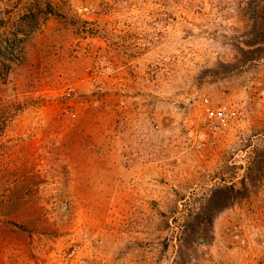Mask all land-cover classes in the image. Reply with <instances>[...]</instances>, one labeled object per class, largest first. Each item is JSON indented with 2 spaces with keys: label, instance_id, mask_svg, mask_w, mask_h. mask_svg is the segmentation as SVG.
I'll return each mask as SVG.
<instances>
[{
  "label": "rangeland",
  "instance_id": "1",
  "mask_svg": "<svg viewBox=\"0 0 264 264\" xmlns=\"http://www.w3.org/2000/svg\"><path fill=\"white\" fill-rule=\"evenodd\" d=\"M0 264H264V0H0Z\"/></svg>",
  "mask_w": 264,
  "mask_h": 264
},
{
  "label": "built area",
  "instance_id": "2",
  "mask_svg": "<svg viewBox=\"0 0 264 264\" xmlns=\"http://www.w3.org/2000/svg\"><path fill=\"white\" fill-rule=\"evenodd\" d=\"M201 106L203 111V124L211 137L225 130L237 118L235 105L215 106L208 98H204Z\"/></svg>",
  "mask_w": 264,
  "mask_h": 264
}]
</instances>
